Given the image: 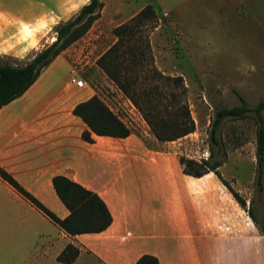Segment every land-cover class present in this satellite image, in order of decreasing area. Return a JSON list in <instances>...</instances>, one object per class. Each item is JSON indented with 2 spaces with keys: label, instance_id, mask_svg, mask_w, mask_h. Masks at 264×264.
<instances>
[{
  "label": "crops",
  "instance_id": "1",
  "mask_svg": "<svg viewBox=\"0 0 264 264\" xmlns=\"http://www.w3.org/2000/svg\"><path fill=\"white\" fill-rule=\"evenodd\" d=\"M249 1L213 0L209 5L214 4L218 21L235 24ZM64 13L62 4L51 9L41 0H0V63L32 59L55 39L53 26ZM171 20L179 26L178 18ZM83 36L74 43L89 38ZM74 51H61L22 95L0 108V167L59 218L69 211L52 178L64 175L99 195L112 221L103 231L70 235L1 177L0 209L17 215L20 208L31 221L29 234L44 237V226L51 229L54 235L42 249L52 247L60 264H137L142 255L154 256L158 264H264V233L229 189L212 171L199 177L183 173L171 146L175 141H158L142 118L141 129L130 128L125 137L82 138L87 125L73 113L78 103L97 95L127 126V118H134L126 110L135 107L125 97L126 115H120L81 77ZM73 75L85 86L72 83ZM67 244L78 255L65 263L57 256ZM40 258L32 254L25 262Z\"/></svg>",
  "mask_w": 264,
  "mask_h": 264
},
{
  "label": "rangeland",
  "instance_id": "2",
  "mask_svg": "<svg viewBox=\"0 0 264 264\" xmlns=\"http://www.w3.org/2000/svg\"><path fill=\"white\" fill-rule=\"evenodd\" d=\"M41 1L51 9L64 5L65 13L60 21H65L89 0ZM211 2L213 0H106L104 15L83 36L89 38L73 43L68 49L76 50L74 65L81 70V77H86L89 85L105 94L119 108L120 115H126L122 109L126 108L123 105L126 96L96 69L95 60L114 42L112 29L127 21L130 14L151 4L157 13L156 26L148 33L154 63L163 74L183 78L194 120V130L174 140L172 148L178 159L198 161L209 158L212 151L211 160H222L218 167L222 178L245 201L246 208L253 207L262 223L264 165L258 184L257 124L253 113L242 118H224L215 133L217 142L212 140L210 130L218 108L241 104L238 94L250 107L264 98V0L247 2L249 7L238 12L241 19L233 20L235 24L218 21L219 16L213 12L214 4L209 5ZM174 18L179 19V26L171 20ZM95 36L98 40L93 39ZM136 111L135 108L133 115L126 110L134 118L126 120L133 130L141 129L143 119ZM6 212H9L6 208L0 209V264H60L54 259L52 247L42 249L54 235L51 229L44 226V237L29 234L31 221L28 223V218L21 216L20 208L17 215ZM32 254L40 255L39 262H25Z\"/></svg>",
  "mask_w": 264,
  "mask_h": 264
},
{
  "label": "trees",
  "instance_id": "3",
  "mask_svg": "<svg viewBox=\"0 0 264 264\" xmlns=\"http://www.w3.org/2000/svg\"><path fill=\"white\" fill-rule=\"evenodd\" d=\"M102 7L101 0H89L75 15L59 21L53 27L55 39L37 51L32 59L16 65L0 63V108L22 95L43 68L61 51L81 38L99 18ZM156 21V11L151 4H146L127 21L112 29L115 40L99 55L95 63L135 106L158 141H174L194 130V120L187 103V88L183 78L163 74L154 63L148 33L156 26ZM238 97L240 105L220 107L215 111L211 121V137L217 142L215 133L224 118H242L249 112L253 113L257 124V183L260 184L264 165V98L250 107L241 95L238 94ZM73 113L87 125V129L82 132V138L87 142L93 140L92 134L125 137L131 132L97 95L75 105ZM209 155L211 157L212 151ZM210 157L199 161L180 157L179 163L183 173L187 175L199 177L209 171L214 172L259 231L264 233V220L261 223L253 207L246 208L245 201L222 178L218 170L222 160H211ZM0 177L70 235L100 232L112 221L111 214L99 195L64 175H55L52 178L55 193L69 211L64 218H59L48 210L1 167ZM77 255L78 249L67 244L58 254L57 260L68 263ZM137 264H158V261L154 256L142 255Z\"/></svg>",
  "mask_w": 264,
  "mask_h": 264
},
{
  "label": "built area",
  "instance_id": "4",
  "mask_svg": "<svg viewBox=\"0 0 264 264\" xmlns=\"http://www.w3.org/2000/svg\"><path fill=\"white\" fill-rule=\"evenodd\" d=\"M71 82L74 83L78 87L85 86V81L81 78H77L76 76L71 77Z\"/></svg>",
  "mask_w": 264,
  "mask_h": 264
}]
</instances>
